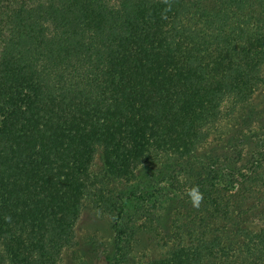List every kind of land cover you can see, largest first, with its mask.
I'll return each instance as SVG.
<instances>
[{"label": "trees", "instance_id": "16d2710c", "mask_svg": "<svg viewBox=\"0 0 264 264\" xmlns=\"http://www.w3.org/2000/svg\"><path fill=\"white\" fill-rule=\"evenodd\" d=\"M262 175L264 0H0V264H92L86 210L123 264L166 200L186 239L150 264H232L235 237L264 264L226 224Z\"/></svg>", "mask_w": 264, "mask_h": 264}, {"label": "rangeland", "instance_id": "374dc122", "mask_svg": "<svg viewBox=\"0 0 264 264\" xmlns=\"http://www.w3.org/2000/svg\"><path fill=\"white\" fill-rule=\"evenodd\" d=\"M248 150H250V147ZM248 156H250V154H248ZM251 182L248 181L239 196H236V203L233 207L234 210L242 205L244 207L243 210H245L244 214H241V216L234 215L227 223L220 219L218 226H220V222H222L223 225L225 222L228 228L234 223L239 224L237 227H247L248 229L252 228L257 231L264 230V175L261 176V181L257 179ZM162 206L161 215L157 216L155 220L136 218V232L132 235L131 239L132 247L123 264H150L151 261L157 259V257L168 254L172 247V241L175 238L178 237L182 241L186 239L185 234L183 235V230H180V228L175 230L173 225V222H182L185 220V216L179 213L182 212L183 209L176 203L167 200ZM104 223L101 217L89 210L84 211L79 220L76 238L79 244L86 246L89 251L94 252L93 256L89 257L92 264L105 263V254L102 248L98 246L99 244L95 242L97 239H102L105 234ZM218 226L214 224L212 228L216 236H218L220 231L215 230ZM93 230H96L97 233L95 232V236L91 237L92 233H94ZM228 235L229 233L226 231L220 238L223 240V238H226ZM216 236H214V238H216ZM229 236L226 238L227 240H229ZM240 244H243L242 239L235 237L231 244L233 250L236 251V255L232 257L233 259H230V261L232 260V264H244V257L246 255L241 254V258L237 259L241 252L239 248ZM64 262L69 263L68 258ZM213 264H228V262L218 258L214 259Z\"/></svg>", "mask_w": 264, "mask_h": 264}, {"label": "clouds", "instance_id": "9594fccd", "mask_svg": "<svg viewBox=\"0 0 264 264\" xmlns=\"http://www.w3.org/2000/svg\"><path fill=\"white\" fill-rule=\"evenodd\" d=\"M197 190H193V192L191 193L194 196V203L196 206L199 205V201L201 199V196H199L198 194H196Z\"/></svg>", "mask_w": 264, "mask_h": 264}]
</instances>
